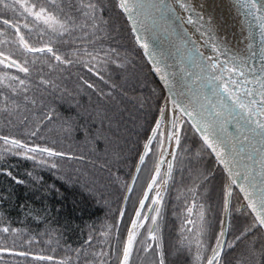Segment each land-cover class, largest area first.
Here are the masks:
<instances>
[{
	"label": "trees",
	"instance_id": "1",
	"mask_svg": "<svg viewBox=\"0 0 264 264\" xmlns=\"http://www.w3.org/2000/svg\"><path fill=\"white\" fill-rule=\"evenodd\" d=\"M114 2L115 0L111 4L117 8V11L115 10L112 15L118 14L121 17L118 5ZM97 7L99 6L97 5ZM4 12L5 14L1 15L2 18L10 13L6 10ZM67 17L69 24H71L73 21L72 15L68 13ZM120 23L126 25L122 20H120ZM108 27L110 29L107 34L105 32L106 27L102 30L106 37L109 35L112 38L110 40L113 42L108 47V51H103L107 53V61L105 62L108 64V69H110L109 75L105 77L107 86L96 81L95 92V88L89 90L88 86L81 83L85 88L84 93L69 96L70 106L59 104L56 100L52 103L54 108L51 113L42 114L44 110L48 109V106L43 104L39 98L25 96L21 104L24 96L23 88L16 85H6L8 97L1 102L4 108L0 107V264H44V261L39 260V257L45 259L44 256L46 255L52 258L51 262H48L49 264H75L78 259L88 260L90 257L96 256L95 251L100 248H103L105 253L108 254L110 251L107 252L108 249L105 246L109 245L110 242L113 244L111 260L114 259L116 254L115 248L116 252L118 251L121 242H116L117 229L120 223L124 195L128 190L127 187L132 179L135 164H137L140 157L144 142L156 122L155 120L159 114L158 107L163 101V93L145 58L141 55L138 47L133 44L135 42L132 40L133 37H131L128 25H126V36L124 30L121 32L124 37L121 44H124V47L126 44L129 45L127 37L129 36L132 41V45H129V52L139 57L142 64L135 69L133 68L137 65L135 62L132 63L129 60L130 63L128 61L125 65L122 64V59H120L117 62L120 71L115 72L117 69L113 64L120 53L118 50L120 49V42L118 37H114L117 32L114 33V30H112L114 29L113 23L110 22L107 25ZM20 28L24 30L26 27ZM31 32L30 29H27V33L24 34L17 31V34H19L18 39L14 34L8 36L10 47L19 42L17 44L19 49L13 52L10 50V54L0 51V57L5 64L0 66V72L20 77L19 70L13 69L17 68L14 60L19 61L23 58L21 57V51L26 49V44L28 48L35 49L33 42L37 43V31ZM99 46L102 47V45ZM32 52L33 54L40 53ZM111 54L112 58L110 57ZM53 65L54 61H50V67ZM124 66H126L129 78L124 77L122 73ZM76 68L77 66L75 67L74 64L68 69L75 71ZM49 69L48 67V71ZM89 69L96 74L99 73L104 79V75L99 71L103 70L102 68ZM38 73L43 75V72ZM27 74L33 75L30 69H28ZM21 77L29 80L26 76ZM122 78L127 80L122 82ZM101 84L102 89L99 88ZM135 89L142 94L141 97H137V93H132ZM108 99L111 101L108 102ZM96 101L99 104H96ZM104 104L106 108H104ZM22 106H25V109L20 112ZM99 112L103 113V117L109 123L117 125L118 131L124 129L125 132L120 140L114 137L119 143L118 145L113 143L115 142L114 139H112V142L108 139L97 138L101 126L95 123L92 115L94 113L98 115ZM114 112L116 114L119 112L122 118L118 121L117 119L112 121L111 118L109 120V114ZM50 116L53 118L49 119ZM35 123L37 124L34 129L29 131V128ZM52 125L56 132L55 135L51 132L43 140L36 134V129L39 126L51 128ZM20 128H22L21 132L17 130ZM105 132L111 134L110 131ZM4 137L8 138L7 142L3 139ZM132 138L134 140L132 152L126 158L123 149L126 150L125 143L130 142ZM12 140L20 141L21 145H25V142L31 145L39 142L43 144L41 148H48L64 155L50 156L46 152L39 151L40 155L32 158L28 149L12 144ZM187 141H190L192 145L194 144V150L199 146L198 143L196 144L198 139L194 135L188 137ZM109 143L112 145L111 148L114 149L112 154L114 158L108 162L106 160L109 158H107L106 153L109 154V152L106 149L110 146ZM199 156L203 159L200 153ZM204 156L207 157L208 164L204 168H199L196 173L189 170L185 172L181 169L180 164L176 165L175 172H172L169 180L174 187L168 191L167 195L170 196L167 198L168 202L167 199L162 201V204L167 203V206L158 207V219L155 225L138 230L137 238L145 235L142 232L143 229L154 228L159 232L157 239H149L147 243L143 244L145 250L140 244L138 245L139 241L136 238L138 243L135 245H138V250L140 248L141 251L144 250L148 261L151 259L153 263L159 264L162 252L164 260L166 258V261L169 262L167 264H177L173 262L177 255L173 251L172 245L173 243L175 245L176 240L172 241L167 235H163L161 231L165 232V229L161 227L173 220L174 213L180 210L183 211L182 218L185 224L189 225L191 223V221H187V217L196 210V204L200 206V200L204 197L205 189L211 185L209 183L213 174L211 172L221 173L215 166L211 156L206 153ZM92 171L97 176L92 174ZM8 173H11V175H8ZM183 181L188 182L186 189L178 185ZM225 188L226 183L223 176L217 190L225 196ZM176 193L180 200H176L175 206H172L170 201L174 200L172 196ZM131 201L132 199L130 203ZM181 202L184 203V205H181L184 210L179 207ZM219 209L222 210V207ZM162 210H165L167 214H161ZM155 213L157 211H154V215H156ZM247 215L249 219H247V223L251 224V217L249 214ZM255 232V230L249 232L248 236H252ZM28 240L29 242H27ZM242 240H245V238ZM191 241H186V243H191ZM262 241L264 242V239ZM210 242L211 249L216 243L212 240ZM149 244L153 246L150 254H148ZM232 248L235 257H231L230 261L222 259L220 264H238L237 248ZM10 252L23 253L25 256L8 254ZM225 252L224 256L231 253L229 251ZM262 257L264 263V255ZM70 260L72 261L70 262Z\"/></svg>",
	"mask_w": 264,
	"mask_h": 264
},
{
	"label": "rangeland",
	"instance_id": "2",
	"mask_svg": "<svg viewBox=\"0 0 264 264\" xmlns=\"http://www.w3.org/2000/svg\"><path fill=\"white\" fill-rule=\"evenodd\" d=\"M101 4H100V3ZM113 0H21L20 4L15 3V0H4L3 4H0V51L2 53L10 54V50L13 52L15 50H18L19 47H17V42L14 44V46L10 47L11 45L8 43V36L11 34H14L16 38L18 39L17 29L24 34L27 33V29L37 31V43L34 44V48H44V52H40L37 54H33L32 51H27L28 46L25 50L21 51V57L19 61H15L17 68H13L15 70H19L20 77L26 76L29 80H26L24 78H20L18 76L0 72V107H2L1 102L3 99L7 98V88L6 85H16L23 88L24 96L22 98L21 104L24 101V97H36L39 98L40 101L48 106L47 110H44L42 114H45L47 112L51 113V110L54 108L53 101L56 100L59 102V104H65V105H71L70 104V97L74 96V94H83L85 88L81 85V83H84L86 86H88V89L95 88L96 92V81L101 82L105 86H107L106 81V75H109L108 64L105 62L106 59V52L108 51V47L113 44L112 39L109 35L106 37L107 31L110 29L107 28V25L112 22L114 26V33L117 32L116 38L118 37V41L120 42V49L119 54L117 55L115 59V63L113 64L116 73L120 71V66L118 60L122 59V64L126 65V62L129 60L135 62L137 65L133 66V68L136 69V67H140L141 60L139 61V57H136L133 53H130V47L129 45H132V41L128 37V44L125 45L121 44L124 41V37L121 35V32L123 30L125 31L126 36V25H128L125 21L124 15H122L120 8L118 7L119 13L122 15V19L118 14L112 15V13L117 11V8L112 6ZM116 2V1H115ZM114 2V3H115ZM92 3L96 5V10L93 12L92 9H89L85 7V5ZM99 3V4H98ZM111 5H110V4ZM22 4H26L28 10H25V7L21 6ZM5 5H8L5 7ZM33 5L35 7H33ZM97 5L99 7H97ZM118 5V4H117ZM102 7L103 9H101ZM43 8L46 11L41 15L40 19L36 18L35 13L40 12V9ZM100 8V9H99ZM9 11L5 18H2L1 15L5 14L4 11ZM70 13L73 17V21L71 24H69L67 14ZM86 13L88 15H86ZM48 15H52L57 18L60 22H62L65 25L66 30L60 29L59 27L56 28V30H53V27L51 26V22L45 23L44 17H47ZM2 18V19H1ZM26 19V21H25ZM7 20L9 23L4 24L3 21ZM120 20H122L126 25L123 23H120ZM15 25V27H13ZM25 26L26 28L22 30L20 27ZM106 27V34L103 33L102 30H104ZM129 27V25H128ZM47 30V32H45ZM31 32V33H32ZM130 32V28H129ZM128 33V32H127ZM131 34V33H130ZM113 37V38H114ZM133 37V36H131ZM130 37V38H131ZM115 40V39H114ZM134 41V39H132ZM135 46L136 44L133 43ZM99 45H102L100 48ZM25 47V46H24ZM52 49V53H49L46 49L47 48ZM138 47V46H137ZM9 50V51H8ZM139 50V49H138ZM140 51V50H139ZM55 53V56L61 57V60H56L55 56L53 55ZM88 53H91L92 55H88ZM140 53V52H139ZM35 56V57H34ZM112 58V54L110 55ZM1 59V58H0ZM50 61H54V65L50 67ZM64 61H70V62H64ZM129 61V63H130ZM147 63V62H146ZM66 64V65H65ZM77 68L75 71H72L68 68L71 67V65H74ZM148 65V64H147ZM67 66V67H65ZM87 66V67H86ZM27 68L30 69V72L33 74L32 76L28 75L27 72L21 71L20 68ZM48 67L50 68L48 71ZM85 67V68H84ZM92 68L93 70L98 69V67L102 68L103 70H99L102 75H104V79H100L102 77L100 74L97 75L94 71L90 70L89 68ZM124 66L123 68V75L124 77L127 76V69ZM149 67V66H148ZM112 69V68H111ZM114 70V69H113ZM151 70V67H150ZM38 72H43L41 75ZM152 72V70H151ZM27 74V75H26ZM153 74V73H152ZM46 77V78H45ZM130 76H127L126 78H129ZM90 78V80H89ZM122 78V82H125L127 79ZM23 81V83H21ZM120 81V80H119ZM89 83L92 85V87H89L87 84ZM95 83V84H94ZM102 84L99 86L100 89H102ZM94 85V86H93ZM50 87V88H49ZM50 89V91H48ZM79 89L83 90L80 91ZM83 92V93H82ZM92 92V91H89ZM94 92V93H95ZM132 93H137V97H141V93L138 92L136 89L132 91ZM162 99L164 97V92L162 89ZM111 100L108 99V102ZM97 102V101H96ZM102 103V102H101ZM163 103V101H162ZM162 103L158 107L159 113L162 106ZM96 104H99L98 102ZM94 104V105H96ZM89 108V107H87ZM104 108H106V105L104 104ZM6 109V108H5ZM25 109V106H22L20 109V112ZM159 115V114H158ZM93 120L95 119V123L99 124L100 131L99 138L102 139H108L111 140L115 138L117 140H120L122 137V134L125 132L122 129L118 131L117 125L113 123H109L105 117H103V113L99 112L98 115L94 113ZM112 121H116L115 119H121L120 113L117 114L114 112L113 114H109ZM51 119L53 118L50 116ZM158 117V116H157ZM48 118V117H47ZM46 118V119H47ZM157 119V118H156ZM180 121H177L178 127H179V137H180V144L179 146L175 143V138L173 137L172 142V148L170 150L171 155L168 159V168L164 169V171L161 173V176L159 180L156 182V187L154 188L153 192L149 196V200L146 204V207L144 208L142 215H141V222L140 226L138 228H147L152 227L156 224V220L158 219L157 213L154 215V209H158L159 206L165 207L167 206V203L162 204L163 200H166L168 197V191L170 188L174 187L173 184H171L170 179L168 178L167 171L169 172V175L172 174L174 169H176V165L180 164L181 169H183L185 172L194 171L195 173L198 172L199 168H204L207 166V157L204 156L205 153L209 156L210 152L206 151L201 141H199L198 137L194 134V132L188 127L187 123H185L184 120H182L181 117L177 118ZM156 121V120H155ZM37 123H35L31 128H29V131L31 129H34V126ZM155 124V123H154ZM21 132L22 128L17 129ZM66 131V130H65ZM105 131H110L111 134H107ZM53 132L55 135V129L52 125L51 128L39 126V128L36 129V134L44 140L45 136ZM125 135V134H124ZM194 135L198 141L199 146H197V149L193 148L194 144L192 145L190 141H187L188 137H192ZM115 137V138H114ZM165 137V122L163 126L161 127L158 136L154 140V144L151 147V149L148 151V155L144 162V167L141 169L139 173V177L136 180L134 184V189L132 190V193L130 194L129 202L126 206L125 213L120 219V223L117 229V240L121 243L118 251L116 252L115 248V257L111 260L112 254L111 250L113 247V244L110 242L109 245H106L105 247L108 249V254L105 253L103 248L98 249L95 251L96 256L90 257L87 259H78L75 264H118L119 260L122 255V251L125 245L127 230L129 228V225L132 221V217L136 212V207L138 202L140 201V197L142 196L143 192L145 191V185L147 184L148 180L152 177V173L155 170L156 163L158 159L161 156L162 147L164 145ZM96 139V138H95ZM97 140V139H96ZM117 140L113 142L117 145ZM32 141V140H28ZM146 141V140H145ZM44 142V141H43ZM111 143V142H110ZM109 143V145H110ZM134 140L133 138L130 140V142H126V150L125 157H129L132 152V147ZM145 143V142H144ZM27 145L26 149L29 148H41L43 144L39 143L35 145H31L28 142L24 143ZM45 144V143H44ZM121 146L122 143H120ZM145 145V144H144ZM112 145L107 147L106 151L108 150L109 154L106 153L107 159L106 161L109 162L112 158H114L113 151L114 149L111 148ZM124 148V147H123ZM143 149V148H142ZM204 149V152H203ZM199 151V152H198ZM104 153V154H105ZM199 153L203 156V159L199 156ZM29 154L32 155V158L38 157L40 155L39 150L37 151H29ZM117 154V153H116ZM115 154V155H116ZM212 158V157H211ZM120 159V158H117ZM116 159V160H117ZM177 159V163L175 164ZM211 161V160H210ZM212 162V161H211ZM197 164V165H196ZM212 164V163H211ZM216 166V163H214ZM171 166V167H170ZM217 167V166H216ZM136 168V164H135ZM134 168V170H135ZM219 172L221 170L217 167ZM95 176L94 171H92ZM133 172V171H132ZM175 172V171H174ZM212 177L210 178L209 185L203 195L204 197L201 198V204L200 206L196 204V210H194L190 214V221L191 223L185 224L183 217V211H176L174 213V219L170 220L169 223L165 224L163 229L168 230H175L173 232V238L170 239L172 241L176 240V243L173 245V251H175L177 258L174 263L177 264H206V259L211 258L212 256V249H210V240L212 242L215 241L219 237V233L222 231V222H223V211H224V203L226 199V191H227V183L225 188V196L221 194V191L218 192L217 187L220 186L222 181V175L221 173H218L217 171H212ZM133 175V174H132ZM172 176V175H171ZM190 176V175H189ZM190 178V177H188ZM187 178V179H188ZM183 187V189H186L188 187V182L183 181L182 183L178 184ZM129 186V185H128ZM128 188V187H127ZM127 193V192H126ZM156 193H159V202L154 204L152 203L153 200L157 199ZM173 194V193H172ZM232 208H231V219H230V229L228 233V239L225 244L224 252L229 251L230 254H226V258H224V252L222 254L223 260L230 261L231 257H235V253L233 254V248L227 247L229 244H234V248L237 250L236 256L239 258L238 264H264L263 263V255H264V242L262 241L264 239V235L261 231V229L255 224L251 214L248 213L246 209H241V198L235 191L232 193ZM126 194L124 195V197ZM172 196V195H171ZM174 197L173 201H170V204L172 206H175V201L179 199L178 194H174L172 198ZM132 199L131 203L130 200ZM125 200V199H124ZM180 200V199H179ZM168 202V199H167ZM181 205H184L183 202L179 205L180 209L184 210ZM129 207V208H128ZM222 207V210L219 209ZM128 209V211H127ZM122 210V208H121ZM122 212V211H121ZM156 212V211H155ZM241 212V213H240ZM244 212V213H243ZM251 217V224L247 223V217L248 215ZM166 215L167 212L165 210H162V213ZM243 214V215H241ZM121 215V214H120ZM147 219H144V218ZM153 218L155 219V223H153ZM249 220V219H248ZM243 221V222H242ZM245 221V222H244ZM118 224V221H117ZM239 228V229H237ZM149 229V228H148ZM147 229V230H148ZM237 229V230H236ZM246 229H250L249 232L255 230L256 232L252 234V236H246L244 237L245 240H237L236 237L241 236L242 232H244ZM148 238L146 235L140 236L137 238L136 241L135 238V244H140L141 247L144 248V243H147L149 239H157V236L159 234L158 230H155L154 228H151L148 230ZM115 234L117 233L116 230L114 231ZM248 232V233H249ZM163 235H165L164 231H161ZM160 235V236H163ZM115 236V235H114ZM263 238H262V237ZM155 237V238H153ZM215 239V240H214ZM260 239V240H259ZM160 240V239H159ZM191 241V243H186V241ZM214 240V241H213ZM158 241V240H156ZM29 242V240L27 241ZM138 245L135 247L134 251H132V255L129 260V264H157L153 263L151 259H147V254L143 251H141V248L138 250ZM149 246V253L153 249V246ZM216 244L214 245V247ZM117 247V245H116ZM204 249L202 253H199L200 249ZM225 252V253H226ZM8 254H17L16 252H10ZM19 256H25V254L22 255V253H18ZM105 255V256H104ZM41 256V255H40ZM44 256V255H42ZM65 256V255H64ZM104 256V257H103ZM167 256V255H166ZM222 256L220 259H222ZM45 259H42L39 257V260L41 259L44 261V264H49L48 262H51L52 258L50 256H44ZM50 257V259H48ZM198 257L200 259H198ZM189 259V260H188ZM72 260H70L71 262ZM196 261V262H195ZM220 261V260H219ZM165 264L169 263L166 261V258L164 260ZM220 263V262H219Z\"/></svg>",
	"mask_w": 264,
	"mask_h": 264
},
{
	"label": "water",
	"instance_id": "3",
	"mask_svg": "<svg viewBox=\"0 0 264 264\" xmlns=\"http://www.w3.org/2000/svg\"><path fill=\"white\" fill-rule=\"evenodd\" d=\"M115 1L116 4L119 5L120 0ZM231 1L232 5L235 7V9H237L238 14L243 21V30L246 40L249 38L250 31L248 30V24L252 25L253 28L258 31L260 38L255 40V44L259 42V57L257 60L259 67H251V64L247 65L241 63L233 53L226 51L220 42L217 41V38L215 37L216 33L213 32L212 28L209 25H204V23L201 22L197 11L192 9L190 10L186 7H181L180 0H162V3L161 0H140V3L144 5L143 15H140V13L137 12L134 13L133 16L139 17L142 22L147 24V31L143 29H140L139 31H133L134 28L138 27L136 19H130L128 14L118 6L122 15H124L126 23L129 25L130 33L131 36H133L136 46H138V49L140 50L141 55L145 58L148 66L151 67L152 73L157 79L160 88L163 89L164 97L160 110L164 109L167 105V111H165L163 119H161L159 114L152 128V130L155 129L157 122L161 124V127L165 122V137L163 141L164 145L160 153L161 156L156 163L155 170L153 171L151 175L152 177L149 179V182L146 185L145 191L140 197L141 199L138 203V206L136 207V212L133 215L132 221L127 230L128 232L124 247L126 246L129 232L133 231L132 222L136 221V223L140 225L141 220L137 219L136 213L140 212L142 215V212L149 200V196L156 187V182L159 180L161 173L168 165L167 162L169 156L171 155L170 150L173 145V130L171 128L173 99H176L178 102H186L191 100L193 105H197V102H199L200 104H204L206 109L208 105L204 100V97L207 96L209 99H214L213 92L209 91V81H211L213 73L208 68L209 61L206 58L219 54L215 53L210 45L215 43L222 48L223 55L219 56L220 61H234L237 68L243 67L246 78L253 82L247 85L248 88H258L259 85L255 84V80L258 77L264 76V33H262L261 30L262 22L257 17L250 15L249 10L238 4L237 0ZM153 5H158L161 11L158 12L156 8L153 7ZM164 5H168L169 7H164ZM261 14H264V12L258 13L257 16ZM189 16L192 18V23L187 22ZM136 35L146 37L145 42L148 43V49L140 47L135 39ZM250 41L252 45H254V42L252 40ZM197 49L203 54L202 56L196 55ZM157 66L161 69V73H163L167 79L162 78L161 73H158L155 70ZM227 75L228 73H225V76ZM218 83H220V81H215L211 87L216 90L215 84ZM218 91H222V89H219ZM222 98L223 97H220V99ZM214 102L219 103V99H215ZM203 114L205 116H209L207 111H205ZM246 115V113H242L239 109L231 110L230 115L229 112L226 111L225 116L220 118V121H227L223 124V129L226 131L221 130L220 128L217 129L221 139H224L227 142L225 147L229 149V167H231L232 173H240L239 176H234L229 174L228 169L225 168L224 164L220 162L216 153L212 152L206 147L202 140V134L196 132L195 128L193 127L194 122L179 111H177L175 114L176 121H180L177 118L181 117L182 120L187 123L188 127L198 137L199 141L202 142L206 151L210 152L213 161L216 163V166L221 170L223 176L225 177V181L227 183V196L225 199V207L222 215V231L224 232V236L220 238L221 244L224 245V247L227 242L230 229V213L232 208L231 200L233 196L232 193L234 191L238 193L241 198V209H246L254 220L255 214L252 213L247 207L248 200L245 192L241 191V187L243 186L247 188L248 191L254 195V197L258 196L260 188L264 187V138L259 136L258 133L251 131V128H255L256 126L253 124L251 125V128L249 127V122L245 119ZM253 119H255V117H253ZM160 129L156 130L155 135H153L151 130L150 135L146 139L144 144L149 145V150L153 146L154 140L158 136ZM149 141H151L150 144ZM148 151L146 152L144 146L143 152L141 154V156H144V160L141 162L139 158L137 161L126 196L124 197L125 200L120 219H122L125 213V207L129 202V197L132 193V190L134 189V184L139 177L138 175L141 169L144 167V162L148 155ZM245 173L248 177L247 180L243 178ZM167 175L170 179L171 174L169 175L168 171ZM233 179H235V183H233ZM153 181H155V183H153ZM150 184L152 185L151 191H149L148 188ZM145 195L148 197L146 200ZM141 201H144L143 208L140 206ZM256 225L261 229L264 235V227H261L258 224ZM138 228L139 227L134 230L135 238L138 233ZM134 246L135 242H133V248ZM224 249L225 248H223L220 257L222 256ZM121 253H123V251ZM219 260L221 259L219 258ZM118 264H122V255Z\"/></svg>",
	"mask_w": 264,
	"mask_h": 264
},
{
	"label": "snow or ice",
	"instance_id": "4",
	"mask_svg": "<svg viewBox=\"0 0 264 264\" xmlns=\"http://www.w3.org/2000/svg\"><path fill=\"white\" fill-rule=\"evenodd\" d=\"M54 2V0H53ZM4 0H0V4H3ZM15 3L20 4L21 0H15ZM162 3V0H161ZM181 7L190 8V5L185 3V0H180ZM237 3L242 5L243 7L247 8L249 10V14L257 17L262 23H261V30L262 33H264V14H261L257 16L258 13L264 12V0H237ZM8 5H5L7 7ZM21 6L25 7V10H28L26 4H22ZM124 12H126L129 16V18H135L137 23V28H134L133 31H139L140 29H143L145 31L148 30V26L146 23L142 22L139 17H134L133 14L139 12L140 15H143V8L144 5L140 3V0H120V3L118 5ZM33 7H35L33 5ZM85 7L92 9L93 12L96 10V5L89 3L85 5ZM154 8L158 12L161 11L158 5H153ZM164 7H169L168 5H164ZM46 10L41 8L40 12L35 13L36 18L40 19L41 15ZM162 14V12H161ZM86 15H88L86 13ZM44 22L49 23L51 22V26L53 27V30H56L57 27L60 29H64L65 25L57 20L56 17L52 15H48L47 17H44ZM188 23H192L191 16L188 17L187 20ZM4 24H8L9 22L7 20L3 21ZM15 27V25H13ZM19 31V29H17ZM137 43L140 45L141 48L148 49V43L146 41V37L141 35H136L135 37ZM27 47V44L25 45ZM215 53H218L219 55L216 56H209L206 59L209 61L208 68L213 73L211 81H209L210 87L209 91L213 92L214 99H209L207 96L204 97V100L207 102V109L205 108L204 104H200L197 102V105H193L191 100H188L186 102H178L176 99H173L172 101V119H171V128L173 130L172 137L175 138V143L177 146L180 144V137H179V127L178 123L175 119V114L177 111L180 113H183L187 117L191 119V121L194 122L193 127L195 128V131L202 134V140L206 147L210 149L212 152H215L217 157L219 158L220 162L224 164L225 168L228 169V172L230 175L239 176L240 173H232L231 167H229L230 162V156H229V149L225 147V144L227 143L224 139H221L219 136L217 129L220 128L223 129V124L227 121H220V118L225 116V112L228 111L229 115L231 114V110L239 109L242 113H246V121L249 122V127L251 128V125H255V128H251L252 132H256L264 138V76L258 77L255 80V84L259 85L258 88L252 87L248 88L247 85L253 83L252 81L248 80L246 78L245 72L243 70V67L237 68L236 63L234 61H220L219 56L223 55L222 48L213 43L210 45ZM29 51H35V52H44V48H28ZM49 53H52V49L49 47L46 49ZM115 51V50H112ZM55 56V53H53ZM88 55H92L91 53H88ZM107 55V53H106ZM196 55L202 56L203 54L199 52V50H196ZM56 60H61V57L55 56ZM64 62H70V61H64ZM14 63V62H13ZM21 71L27 72V68H20ZM158 73H161V69L157 66L155 69ZM218 73V74H217ZM225 73H228L227 76H225ZM99 75V73H97ZM162 78L167 79L166 76L161 73ZM235 77V78H233ZM103 79V77H100ZM243 78V79H241ZM215 81H220V83L215 84L214 90L211 85ZM23 83V81H21ZM89 87H92V85H89ZM219 89H222V91H218ZM220 97H223L220 99ZM215 99H219V103L214 102ZM167 111V105L164 109L160 110V117L163 119L164 113ZM207 111L209 113V116H205L203 113ZM255 117V119H253ZM51 119V117H49ZM219 121V122H218ZM161 128V124L159 122L156 123L155 129L152 130L153 135H155L156 130ZM226 131V130H225ZM6 142L8 141L7 137L3 138ZM171 139V137H170ZM12 144L14 145H20L21 147L27 148V145H21L20 141L12 140ZM151 141H149V144ZM29 151H41L46 152L48 155H64L63 153H57L52 151L48 148H29ZM146 152L149 150V145H145ZM141 162L144 160V156L140 157ZM171 167V166H170ZM8 175H11V173H8ZM158 175V172H157ZM245 180L248 179L247 174L245 173L244 177ZM19 182V181H18ZM155 183V181H153ZM233 183H235V179H233ZM149 191L152 190V185L150 184L148 186ZM241 191L245 192V195L248 200L247 207L251 210L252 213L255 214L254 222L255 224H258L261 227H264V187L260 188L259 195L254 197V195L248 191L247 188L241 187ZM230 194V193H229ZM157 199L153 200L152 203L156 204L159 202V193H156ZM148 199L147 195H145V200ZM227 203V202H226ZM141 208L144 207V201H141L140 204ZM154 211H157L158 209H154ZM137 219H141L140 212L136 213ZM144 219H147L146 217ZM153 223H155V219L153 218ZM136 223V221L132 222V229L133 231L129 232L127 237V243L126 246L123 249L122 253V264H129V258L132 254L133 249V242L135 240V229L139 227ZM7 231V229H5ZM250 229H246L244 232H242L241 236L236 237L237 240H241L244 237L248 235V232ZM224 232L221 231L219 233V237H223ZM155 238V237H153ZM227 247H234V245L229 244ZM224 245L221 244V241L219 238L216 240V246L212 249V256L211 258L206 259V264H219V258L221 255V252L223 251ZM23 255V253H22ZM50 259V257L48 258ZM198 259H200L198 257ZM159 264H165L163 253L160 254Z\"/></svg>",
	"mask_w": 264,
	"mask_h": 264
},
{
	"label": "bare ground",
	"instance_id": "5",
	"mask_svg": "<svg viewBox=\"0 0 264 264\" xmlns=\"http://www.w3.org/2000/svg\"><path fill=\"white\" fill-rule=\"evenodd\" d=\"M185 2L190 5L188 9L197 11L204 25H209L212 28L213 32L216 33L217 41L220 42L226 51L233 53L241 63L251 64V67H259L257 62L259 42L255 44V40L260 38L258 31L248 24V30L250 31L249 38L246 40L243 21L237 9L232 5L231 0H185ZM250 40L254 42V45H252Z\"/></svg>",
	"mask_w": 264,
	"mask_h": 264
},
{
	"label": "flooded vegetation",
	"instance_id": "6",
	"mask_svg": "<svg viewBox=\"0 0 264 264\" xmlns=\"http://www.w3.org/2000/svg\"><path fill=\"white\" fill-rule=\"evenodd\" d=\"M1 58V57H0ZM3 65H5L4 63H3V60L2 59H0V66H3ZM10 65V64H9ZM139 203V202H138ZM190 217V216H189ZM189 217H187V221H190V218ZM144 234H145V238L144 239H146V235H147V238H148V230L147 229H143V231H142ZM173 232H175V230L173 229V230H168L167 228L165 229V235H167L168 236V238H170V239H174L173 238ZM214 248V247H213ZM203 248L202 249H200V251H199V253H202L203 252ZM222 259H223V256H222ZM221 259V260H222ZM221 260L219 261V262H221ZM220 264V263H219Z\"/></svg>",
	"mask_w": 264,
	"mask_h": 264
}]
</instances>
